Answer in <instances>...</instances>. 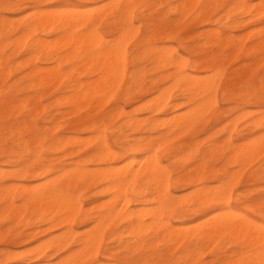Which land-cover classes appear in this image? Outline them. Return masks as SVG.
<instances>
[{"label":"bare ground","instance_id":"bare-ground-1","mask_svg":"<svg viewBox=\"0 0 264 264\" xmlns=\"http://www.w3.org/2000/svg\"><path fill=\"white\" fill-rule=\"evenodd\" d=\"M27 1L44 3L47 0ZM78 1L85 4L74 5L78 8L98 9L94 22L90 12L75 18H48L39 14L34 20H25V15L10 22L0 18V184L10 182L0 187V221L3 224L11 221L3 232H24L16 233L12 241L25 238V242H32L43 235L49 236L32 248H26L25 242L15 246L5 260L13 264L25 261L38 264L40 260L79 264L90 247L108 249V255L99 257L104 261L116 254L117 246H122L143 264H150L154 261V246L147 242V237L162 234L163 240L176 243L175 247L194 240L193 247L184 246L182 251L180 260L185 264H196L206 249H212L223 264H237L248 250L264 243V234L258 228L264 219L261 198L253 200L246 212L235 207L233 199L230 208L210 204L206 194L213 187L203 186V173L188 180L173 179L169 165L157 163L153 157L157 149L163 161L178 157L175 155L178 149L169 147L173 135L188 132L202 122L213 108L224 81L217 58L210 56L197 62L194 70L187 58L177 56L166 44L177 41L191 54L226 44L234 48L239 43L234 32L248 27L253 17L264 20V0L257 4L254 0H157L160 4L156 0H112L102 11L99 6H86L102 0ZM157 3L168 7L158 18L154 15ZM10 11L23 12L22 9ZM171 13L178 18L166 19ZM132 14L142 23L136 26L134 39L131 36L123 39L125 53L124 49L112 45L124 35L118 31L117 20L121 16L131 20ZM234 17L241 19L235 21ZM200 27L203 29L199 30ZM111 28L119 36L108 41L104 31ZM133 40L136 48L130 54L129 41ZM22 54L28 58L17 66L24 71L21 79L27 82L26 89L37 90L38 95L17 101L8 93L17 83L6 86L13 68L4 66ZM132 55H136L132 63L147 59L153 69L165 74L145 83V70L129 73ZM126 83L129 85L124 89ZM227 90H232L231 86L224 88V92ZM120 92L126 103L140 101L142 104L131 113L119 106L103 115L84 113L95 103L106 104ZM43 93L54 98V110L46 122L55 124L71 117L66 120L69 129L83 128L82 131L97 133L92 154L88 158L79 155L71 170L42 156L45 144L57 136L62 124L60 121L40 128L33 118L46 109L41 99ZM252 94L245 89L238 93L237 99L249 103ZM32 101L36 103L33 112L28 110ZM106 117L126 118V126L134 131V137L125 135L122 127L113 131L115 145H127L123 151L111 147ZM255 124L260 126L261 120ZM70 137L58 138L47 147L58 151L76 141ZM257 140L239 145L229 156L239 166L249 158V163L254 162H251L253 157L263 154L254 142ZM149 148H152L151 155L146 154ZM184 160L185 157H180L176 161ZM201 168L202 171L205 166ZM241 172L242 169L239 175ZM185 186L191 190L188 196H177L176 192ZM86 189L92 193L91 199L100 202L92 209L85 207ZM242 198L238 196L235 202L241 203ZM213 207L220 210L218 214L212 212ZM205 212L210 214L207 219ZM190 213L200 221L195 224L187 223L186 219L179 224L171 221L175 216L185 218ZM108 232L111 234L106 242ZM222 239L231 240L238 249L228 254ZM203 244L205 248L200 247ZM147 251L152 254L148 255Z\"/></svg>","mask_w":264,"mask_h":264},{"label":"rangeland","instance_id":"rangeland-1","mask_svg":"<svg viewBox=\"0 0 264 264\" xmlns=\"http://www.w3.org/2000/svg\"><path fill=\"white\" fill-rule=\"evenodd\" d=\"M111 1L112 0H102L99 3H89L86 6L98 7L101 5H106ZM257 1L260 2L259 0H254V3H256ZM44 3L71 4L78 6L85 5L79 2L78 0H47ZM149 3H154V1H149ZM158 3L160 4V2ZM158 3L156 4V10L154 11V15L157 18L160 16V14L165 13L168 8L166 7V5H159ZM146 9L148 10V8ZM23 15H26V13L21 12L15 14L11 11H5L3 9H0V18H5L7 22H10L12 19H17ZM221 15H223V13L219 14V16ZM177 18L178 15L174 13H171L166 17V19L168 20H174ZM251 21L252 22L248 27L242 28L239 31L233 33L234 37L239 40L238 45H236V47L234 48H231L229 44H226V46L223 47H206L205 49H203V51H200V53L191 54L185 52L183 47L177 41H173L166 44L167 47L173 48L177 52V56L187 58L190 62V66L192 67V69L195 70L197 68L195 67V64L197 62L206 60L208 57L212 56V58H217L218 65L221 71H223L224 73V81L221 86V89L219 90L215 98L214 106L208 113L205 114L202 122L188 132L181 133V135L180 133L179 135L178 133L173 135L172 138L174 139L172 140L169 147L173 148V150L178 149V151L175 152V155H178V157L172 158L170 161L166 160V164L169 165L170 170L172 171L173 179L183 178L184 180H188L193 176H196L198 174L200 175L201 173H203V186L206 187H214L213 181H215L219 177H226L228 179L236 177L235 180L238 181L235 187L237 189H240L241 191L234 193V205L235 207L244 212L247 211L246 207L248 206L243 204V201H245V199L255 200L261 198V196L264 195V151L263 154H261L260 156L258 155V158L257 156L253 157L254 160H251V162H254L249 163V158L248 161H245L246 163L242 162L240 166L239 164L235 163L229 156L232 155L231 153H233L236 147H238L239 145L241 146L242 144L244 145L250 140L258 138L260 135V126H256L255 123L260 119V112L262 111L259 99L257 97V93L262 86V82H264V41H262L264 38V36H262L264 34V20H258V18L253 17ZM198 29L202 30L203 27H200ZM144 32L145 29H142V33ZM104 34L108 41H113L119 36L117 30H114L113 28L105 30ZM245 34H248L249 36ZM135 43L136 40H133L129 44L130 54H132L134 49L136 48ZM253 51H256V53ZM257 53L258 55H260L259 57ZM261 53H263V55ZM134 57H136V55H132L130 57V63L128 65L129 73L145 70L147 75L145 83H148L151 78H158L165 74L160 70L153 69L152 64L147 59H138L134 63H132V59H134ZM26 58H28L27 54L18 55L14 58L11 64L4 66V68H13V70H11L13 74L7 80L6 86L14 82L17 83V87H11L8 92L9 95H13L17 99V101H22L27 97L35 98L38 95L37 90L32 89V91H29L28 89H26L27 82L21 79L24 71L21 68L17 67L18 65H20V63L24 62ZM128 85L129 83H126L124 85V89L127 88ZM227 85L231 86L232 90H227L226 92H224V88ZM245 89H249V91L253 92V94L251 95L252 100L249 103H244L241 100L237 99L238 93L242 90L244 91ZM230 94H234V97L230 96ZM176 95H178V93ZM41 99L43 103H45L44 105L46 106V109L43 113L40 114L38 112L33 117L35 121H37V123L39 124L40 128H42L43 125L49 127L50 125L54 126L58 124L60 121L62 122L60 127L61 129L56 132L57 136L52 138V140L49 142L50 146H52V143L58 138L64 139L69 138L71 136L70 138L73 137L76 141L77 139L78 141L81 140L79 141L80 143L76 141L68 143L58 151L49 149L47 147L49 143L45 144L46 147L43 150L42 156L44 158L56 160V163H58V165H60L61 167L65 168V170H71L75 167L74 163L80 159L79 155H83V158H88L92 154L96 143L94 137L97 135V133L82 131L83 128L80 130L69 129V127H67L66 120L71 117H64L62 120L55 122V124L51 123L50 121L46 122V118L54 110V106L52 105L54 98L49 96V94L45 95V93H43ZM117 101L119 103V107L125 108L126 111L129 113H131L134 109H136L142 104V102L140 101L132 105L126 103L122 99V93L120 92L118 95H116L115 98H113L111 101H108L106 104L104 103V105H99L95 103L93 104V106L86 109L84 113H91L92 115L107 114L108 112L114 110L115 107H113V104L117 103ZM35 108L36 103L33 101L32 103L30 102L28 110L33 112ZM253 116L256 117V119H249ZM25 117H27V115ZM120 118H114L112 120L107 117L105 118V122L107 124V135L112 145H115V136L113 134V131L115 129H119L120 127L123 128L125 135H131V137L135 136L134 131L126 126V118ZM238 119L240 121H238ZM84 136L91 138V140L85 138ZM88 141L90 142V144H88ZM73 146L75 149L73 148ZM70 153H72V155ZM190 153L192 155L188 156ZM180 157H185L186 160L177 162L176 160ZM1 162L2 159L0 160V163ZM203 165L205 166V169L201 171V167ZM237 165L239 168H237ZM245 165L247 167L246 169L244 167ZM241 169L242 172L239 175ZM9 184L10 182H4L0 184V187H6ZM189 190V187L185 186L180 188L179 191L176 192V194L179 197H185L188 196V194L190 193L191 190ZM91 195L92 193L89 192L88 189H86L84 196V199L86 200V209H92L100 203L95 202L93 199H91ZM238 196L243 197L241 203L235 202V199H237ZM209 216L210 214L207 215L206 219ZM183 219H186L185 221L187 223L194 224L200 221L198 216L193 215L192 213L185 216V218L175 216L172 218L171 221L174 224H179ZM4 225L5 224L0 221V241H3L9 236L10 241L7 246L0 242V259L3 260H5L7 253L14 249L15 246L22 245V243L26 241L25 238H18L16 241H12L11 238L16 233L24 232H3L6 228L4 227ZM84 228L85 227H83V229ZM59 233L60 232H56V234ZM110 234L111 232L107 233L106 242L109 241ZM48 238L49 236L43 235L38 241L25 242L28 243L26 248H32L38 245L41 241L47 240ZM147 238V242L152 243V245L154 246V254L152 255L154 261L150 262V264H160L162 261H166L168 262V264H185L180 260V257L183 255L182 251L184 249V246L193 247L195 245L194 240H190L187 242H183L175 247L176 243H166L163 240L162 234L151 235ZM221 243L224 246H227V248L229 249L228 254L238 249L231 242V240L222 239ZM200 247L205 248V244L201 245ZM147 254L151 255L152 251H147ZM158 254H160L161 256L156 258ZM215 260L219 259H217V256L214 255L212 249H206L201 252L199 260L196 264H199L200 261L212 262ZM8 262L9 264H13L10 262V260H8Z\"/></svg>","mask_w":264,"mask_h":264},{"label":"snow or ice","instance_id":"snow-or-ice-1","mask_svg":"<svg viewBox=\"0 0 264 264\" xmlns=\"http://www.w3.org/2000/svg\"><path fill=\"white\" fill-rule=\"evenodd\" d=\"M108 5H102L99 6V10H103V8H107ZM123 7V6H119ZM226 7V6H225ZM0 9H4L5 11L15 10V9H22L23 13H26L27 15L24 16L25 20H34L37 15L39 14L42 17H48V18H75L79 15H86L89 12L91 13L90 19L92 21H95V14L98 9H82L78 8L71 4H58V3H30L27 2V0H16V2H9V0H0ZM241 17H234L233 20L238 21ZM246 19V17H245ZM111 23V21H109ZM142 21L137 20L135 17V14H132V19L128 20L127 17L121 16L117 20V24L120 26L118 27V31H123L124 35L121 40L117 41L115 44L112 45L113 48L116 49H124L126 53V46L123 45V39L131 36L133 39L135 38L134 33L136 30L137 24H141ZM30 26V25H29ZM131 41H129L130 43ZM257 97L260 102V106L262 111L260 112V135L258 137L257 141H254L255 143H258L261 151H264V82H262V86L260 90L257 93ZM119 103L113 104V107H118ZM249 119H256V117H250ZM112 148H115L117 151H123L124 148L127 147V145H111ZM152 147H155L153 145ZM159 149H157V155L153 158L156 160L157 163H165L166 161H163L161 157L158 155ZM151 155L152 154V148H149L147 150V153ZM39 166V165H37ZM237 181L235 178L228 179L226 177H219L215 181H213L214 187L209 189V191L206 194L207 200L210 202V204H220V205H226L227 207H231L230 201L234 198V193L241 191L240 189H237L235 187ZM261 212L264 214V195L261 196ZM253 200H245L243 201V204L251 205L253 204ZM219 209L213 207L212 212L219 213ZM205 215H209L208 212H205ZM11 221H8L5 223L4 227H7V223H10ZM249 224L252 223V221H248ZM259 231L264 234V219H261L258 225ZM10 241V236L8 238H5L2 242L5 246ZM118 251L116 254L112 255V258L108 260L102 261L99 259L102 255H108L109 250L101 248H92L90 247L87 251L84 252L85 258L83 261L79 262V264H143V262L133 256L129 250L124 249L122 246H117ZM71 251V250H69ZM35 255H38L39 253H34ZM66 255V254H65ZM0 264H9L8 261L0 259ZM24 264H29V262L25 261ZM38 264H69L66 260H58V261H50V260H40L38 261ZM161 264H168L166 261H162ZM199 264H223L220 260H215L212 262L208 261H200ZM237 264H264V243H261L259 247H254L247 251L246 255L241 258Z\"/></svg>","mask_w":264,"mask_h":264}]
</instances>
